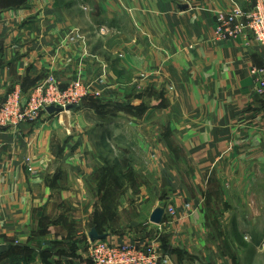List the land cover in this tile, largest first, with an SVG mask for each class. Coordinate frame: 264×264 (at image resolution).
I'll return each mask as SVG.
<instances>
[{
  "label": "crops",
  "instance_id": "0c3cea01",
  "mask_svg": "<svg viewBox=\"0 0 264 264\" xmlns=\"http://www.w3.org/2000/svg\"><path fill=\"white\" fill-rule=\"evenodd\" d=\"M234 4L250 10L253 0H24L0 10V103L48 74L62 86L103 81L90 105L0 128V264H91L88 242L144 243L158 233L151 213L168 207L176 215L159 237L170 264H264V243L237 254L247 244L235 228L233 257L206 255L219 254L205 237L214 202L225 201L212 193L238 159L264 152L251 75L264 49L250 36H214V12ZM97 107V124L77 116Z\"/></svg>",
  "mask_w": 264,
  "mask_h": 264
},
{
  "label": "built area",
  "instance_id": "2783aa9c",
  "mask_svg": "<svg viewBox=\"0 0 264 264\" xmlns=\"http://www.w3.org/2000/svg\"><path fill=\"white\" fill-rule=\"evenodd\" d=\"M213 15L214 36L217 40L227 42L250 36L254 43L264 49V0H253L250 10L234 4L229 11H217ZM263 74L264 68L251 69L256 94L264 100V80L260 77ZM98 83L100 89L80 81L62 86L55 75L48 74L26 92L14 89L8 92L0 103V128L17 130L23 125L38 122L48 107L59 109L61 114L68 112L66 111L68 106L79 107L88 98L97 99L101 95L103 81L98 80ZM188 207L186 204L185 208ZM175 215L176 212L172 207L166 208L161 223L152 224L158 233L144 243H112L105 240L90 242L87 254L89 262L91 264H170L169 256L161 247L159 234Z\"/></svg>",
  "mask_w": 264,
  "mask_h": 264
},
{
  "label": "rangeland",
  "instance_id": "374dc122",
  "mask_svg": "<svg viewBox=\"0 0 264 264\" xmlns=\"http://www.w3.org/2000/svg\"><path fill=\"white\" fill-rule=\"evenodd\" d=\"M23 1L24 0H0V10L19 5ZM90 99L92 98H88L85 101H89L86 104L90 105L93 102V99ZM84 115L92 116L96 120V124L99 123L98 119L101 117L98 107L93 113L90 111L81 110V113L77 114V116ZM63 116L69 115L64 114ZM70 116H73V114ZM65 134H67L66 131ZM59 141H56V145L60 146L64 143V141ZM107 143L105 150H108L112 153L110 155L112 158H116V156L113 155L115 146L114 143L112 141L110 142L111 144ZM124 145L125 144L123 143L120 146L124 147ZM236 164L235 172L230 173L229 176L226 174V178H224V180L220 178V180H223L222 182H224L223 185L219 183L217 186V188L219 187L218 190L212 193L213 198H219L218 202L225 201L223 203L214 202L213 208L211 210L212 221L210 224L212 229L210 230V233L212 234V237H205V239H209L214 243L213 245L219 251V254H212L211 250H208L206 252L208 258H212L217 255H219L221 258L228 257L229 255H232L233 257L234 252L229 251V248H232V240H234L239 245V238L237 236H233L232 229L234 228L236 232H240V234L243 235L241 236V239L247 244L245 247L239 245L241 248L240 251L243 252H236L238 255H240V257H242L243 254H245L244 257L246 255H252L254 252L251 254V250H255L254 248L256 245L264 243V152L261 157L258 156L252 157V159H238ZM115 176L116 174L112 172V178L114 180H116ZM138 176L139 182H142V179L145 181V178L142 176V174H139ZM129 178L130 173L124 174L125 181L129 180ZM109 179L113 180L111 178ZM215 180L220 182L219 178H215ZM244 199L247 200L246 204L243 201ZM244 229L245 231H248V233L252 231L251 235L246 236L243 234ZM84 254L87 255L86 252ZM184 262H187V260ZM191 263L194 264V262ZM197 264H200V262ZM257 264H262V262L259 261Z\"/></svg>",
  "mask_w": 264,
  "mask_h": 264
},
{
  "label": "water",
  "instance_id": "95a60500",
  "mask_svg": "<svg viewBox=\"0 0 264 264\" xmlns=\"http://www.w3.org/2000/svg\"><path fill=\"white\" fill-rule=\"evenodd\" d=\"M78 109V106H68L66 108V111H73V110H76ZM46 113L49 114V115H54V114H59L61 111L57 108H54V107H48L46 108ZM163 215H164V210L162 208H156L150 215L149 217V222L151 224H154V225H158L161 223L162 221V218H163ZM95 236V235H93ZM94 240H100V238H94Z\"/></svg>",
  "mask_w": 264,
  "mask_h": 264
},
{
  "label": "bare ground",
  "instance_id": "6f19581e",
  "mask_svg": "<svg viewBox=\"0 0 264 264\" xmlns=\"http://www.w3.org/2000/svg\"><path fill=\"white\" fill-rule=\"evenodd\" d=\"M67 115V114H66Z\"/></svg>",
  "mask_w": 264,
  "mask_h": 264
}]
</instances>
